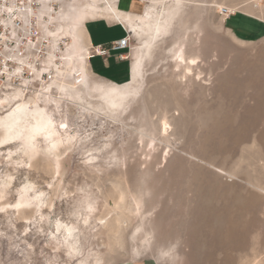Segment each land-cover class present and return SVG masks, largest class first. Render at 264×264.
Segmentation results:
<instances>
[{
    "label": "rangeland",
    "instance_id": "1",
    "mask_svg": "<svg viewBox=\"0 0 264 264\" xmlns=\"http://www.w3.org/2000/svg\"><path fill=\"white\" fill-rule=\"evenodd\" d=\"M182 4L124 112L63 100L57 160L0 146V264H264V0ZM128 33L125 76L91 85L130 79Z\"/></svg>",
    "mask_w": 264,
    "mask_h": 264
},
{
    "label": "bare ground",
    "instance_id": "2",
    "mask_svg": "<svg viewBox=\"0 0 264 264\" xmlns=\"http://www.w3.org/2000/svg\"><path fill=\"white\" fill-rule=\"evenodd\" d=\"M63 2L64 0L56 13L47 12L50 4H43V15L46 16L44 21L54 26L48 28L51 39L57 42L64 36L69 41H66V48L60 53H56L54 48L48 50L46 63L53 69L52 76L47 81L31 84L30 81L39 80L38 69L31 66L36 70L33 79L25 77L22 80L25 87L22 85L15 87L11 93L0 99L1 106L7 105L3 111H0V146L19 143L24 146L28 158L34 156L37 152L36 143L42 141L47 149L56 152L54 155L57 160L62 154L59 152V147L70 143L76 136V133H68L66 126L61 127L66 125L65 121L58 119L63 100H73L78 103L83 101L91 111L106 117L113 118L111 113L124 112L127 102L137 93L145 59L160 40L169 36L171 24L183 5L182 0H147L143 12L129 14L119 12L114 0H81V2L69 0L65 5ZM97 10L99 14H114L115 20L121 21L139 44V49L131 60L130 79L125 83L96 87L87 79L85 53L80 52L82 49L78 45L80 29L78 24L85 13L91 11V14ZM178 42L172 43L169 52L174 60V66L182 65L183 72L186 73L198 61V56L185 57ZM78 75L81 76L79 80ZM94 98L102 102L94 103L92 100ZM168 129L169 125L165 124L161 127L160 133H167ZM59 228L61 227L57 229ZM71 229L65 226L67 232Z\"/></svg>",
    "mask_w": 264,
    "mask_h": 264
},
{
    "label": "built area",
    "instance_id": "3",
    "mask_svg": "<svg viewBox=\"0 0 264 264\" xmlns=\"http://www.w3.org/2000/svg\"><path fill=\"white\" fill-rule=\"evenodd\" d=\"M61 2L62 0H0V99L15 87H25L22 82L25 77L33 79L36 70L31 66L39 71V80L34 79L30 81L31 84L47 81L52 76L53 69L46 63L48 50L54 48L56 53L62 52L66 48V39L63 36L55 42L49 36L48 28L54 26L44 21L46 16L43 15V4H50L47 12L56 13ZM222 12L228 13L229 9L222 8ZM129 44L130 36L126 32L108 47L95 48L93 52L101 55L110 51L122 54Z\"/></svg>",
    "mask_w": 264,
    "mask_h": 264
},
{
    "label": "crops",
    "instance_id": "4",
    "mask_svg": "<svg viewBox=\"0 0 264 264\" xmlns=\"http://www.w3.org/2000/svg\"><path fill=\"white\" fill-rule=\"evenodd\" d=\"M66 1L69 2V0H64V5ZM77 1L81 2V0ZM146 1L147 0H114V4L116 9L121 13L139 14L144 11ZM98 11L99 10L91 14V11L85 13L83 18L79 21L78 45L81 46L82 49L80 52L83 51L85 53L87 68L92 72L96 71L97 75L102 74L112 77L115 75V73H113L114 70H117L122 73V76H125L128 64L123 55L122 57H118L119 53L113 51L101 55L94 53L93 50L99 47H108L112 41L123 37L128 30L121 21L115 20L114 14L107 13L104 15L99 14ZM60 20L62 21V18ZM66 41L69 42L68 39ZM124 52L125 51H123V53Z\"/></svg>",
    "mask_w": 264,
    "mask_h": 264
},
{
    "label": "snow or ice",
    "instance_id": "5",
    "mask_svg": "<svg viewBox=\"0 0 264 264\" xmlns=\"http://www.w3.org/2000/svg\"><path fill=\"white\" fill-rule=\"evenodd\" d=\"M61 127H65V125H61ZM167 127V126H166Z\"/></svg>",
    "mask_w": 264,
    "mask_h": 264
}]
</instances>
